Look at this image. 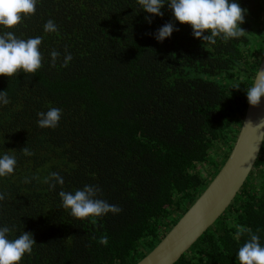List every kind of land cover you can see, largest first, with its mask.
<instances>
[{
  "label": "trees",
  "instance_id": "trees-1",
  "mask_svg": "<svg viewBox=\"0 0 264 264\" xmlns=\"http://www.w3.org/2000/svg\"><path fill=\"white\" fill-rule=\"evenodd\" d=\"M167 2L161 17L138 0H37L30 17L12 29L0 26V35L42 38L34 75L0 76L9 100L0 102V157L17 161L0 177V227L12 229L9 239L30 232L36 241L19 264H135L232 150L264 54V0H235L247 10L240 25L246 34L215 45L175 21ZM48 20L56 32L44 31ZM168 22L179 30L158 42L154 34ZM53 50L60 53L54 66ZM53 107L62 110L58 126L40 128L38 113ZM53 172L64 180L54 189ZM85 185L122 211L72 217L59 192ZM235 225L250 228L264 246V144L233 202L175 264H239L248 235L235 239Z\"/></svg>",
  "mask_w": 264,
  "mask_h": 264
},
{
  "label": "clouds",
  "instance_id": "clouds-1",
  "mask_svg": "<svg viewBox=\"0 0 264 264\" xmlns=\"http://www.w3.org/2000/svg\"><path fill=\"white\" fill-rule=\"evenodd\" d=\"M141 9L151 16H163L161 9L165 0H138ZM37 0H0V26L12 29L18 25L22 18L30 17L36 11ZM168 8L172 11L175 21L180 24L190 25L195 38L202 39L205 43L216 44L217 38L224 42L230 39H239L246 34L240 27L245 22L246 9H243L235 0H168ZM151 16L145 19L151 23ZM179 29L168 22L160 27L154 34L158 42L169 38L173 31ZM45 32H56L57 26L54 21L48 20L44 25ZM205 33H208L207 35ZM42 43L41 37L18 39L12 31L0 35V76L13 77L18 73L35 74L42 66V55L39 46ZM53 66L60 53L53 50L51 53ZM71 54L64 57L63 67H67L71 61ZM239 88V87H236ZM247 101L250 106L260 105L261 97H264V75L258 76L254 85L246 89ZM0 102L4 105L9 103L7 91L0 92ZM62 110L50 108L47 112H40L37 121L40 128L55 129L60 121ZM259 131L264 128V121L254 127ZM259 142H264V132L259 134ZM25 155H33L27 147L22 149ZM259 152L256 143L254 153ZM16 158L8 154L0 157V177L9 176L14 172ZM51 179L55 183H49L46 178L44 183H49L50 188L56 184L63 185L64 180L58 173H51ZM25 182H29L27 179ZM100 189L97 186L85 185L74 193L60 191L59 197L62 207L69 210L70 215L76 219L84 220L89 217H101L109 212L118 214L122 209L117 205H111L107 201L98 199ZM5 199V194L0 193V201ZM15 226H13L14 228ZM235 239L239 240L247 234V241L239 248L236 259L239 264H264V246L260 244V237L253 233L250 228L235 225ZM12 231L8 226L0 227V264H19L26 253L30 254L36 241L30 232H23L16 239H9L8 234ZM259 229H257V233ZM99 243L108 244L106 236L101 237Z\"/></svg>",
  "mask_w": 264,
  "mask_h": 264
},
{
  "label": "water",
  "instance_id": "water-1",
  "mask_svg": "<svg viewBox=\"0 0 264 264\" xmlns=\"http://www.w3.org/2000/svg\"><path fill=\"white\" fill-rule=\"evenodd\" d=\"M262 75L264 54L252 85ZM261 121H264V97L257 107L247 102L237 138L223 165L163 238L135 264H175L227 210L261 154L264 142H259L258 138L264 128L259 131L254 128ZM256 143L259 152L253 154Z\"/></svg>",
  "mask_w": 264,
  "mask_h": 264
},
{
  "label": "rangeland",
  "instance_id": "rangeland-1",
  "mask_svg": "<svg viewBox=\"0 0 264 264\" xmlns=\"http://www.w3.org/2000/svg\"><path fill=\"white\" fill-rule=\"evenodd\" d=\"M262 20H263V22L261 21V23H262V25H263V24H264V19H262ZM262 27H263V26H262ZM261 46L264 48V42H263V44H262ZM261 54H262V53H261ZM255 167H256V165H255ZM255 167H254V168H255ZM254 168H253V170H254ZM253 170H252V171H253ZM210 171H211V170H210ZM210 171H209V172H210ZM217 171H218V170H217ZM215 172H216V171L212 170L211 175H212V176L215 175V174H216Z\"/></svg>",
  "mask_w": 264,
  "mask_h": 264
}]
</instances>
